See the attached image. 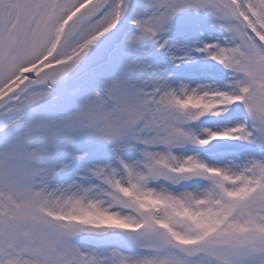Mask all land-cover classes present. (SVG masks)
<instances>
[{
  "label": "snow or ice",
  "instance_id": "snow-or-ice-1",
  "mask_svg": "<svg viewBox=\"0 0 264 264\" xmlns=\"http://www.w3.org/2000/svg\"><path fill=\"white\" fill-rule=\"evenodd\" d=\"M0 264H264V0H0Z\"/></svg>",
  "mask_w": 264,
  "mask_h": 264
}]
</instances>
